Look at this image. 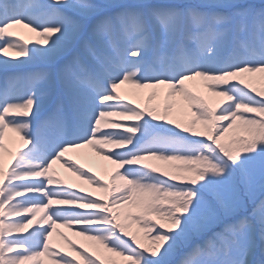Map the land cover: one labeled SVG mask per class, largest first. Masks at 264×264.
<instances>
[{
  "label": "snow or ice",
  "instance_id": "obj_1",
  "mask_svg": "<svg viewBox=\"0 0 264 264\" xmlns=\"http://www.w3.org/2000/svg\"><path fill=\"white\" fill-rule=\"evenodd\" d=\"M0 55V264H264V0H0Z\"/></svg>",
  "mask_w": 264,
  "mask_h": 264
},
{
  "label": "rangeland",
  "instance_id": "obj_2",
  "mask_svg": "<svg viewBox=\"0 0 264 264\" xmlns=\"http://www.w3.org/2000/svg\"><path fill=\"white\" fill-rule=\"evenodd\" d=\"M255 2H259V0H255ZM11 39L13 40H17L19 42H27L28 43V46H31L32 44H35L36 42H38L39 40H41L42 38L40 36L37 35L36 32H33L30 28H26L24 27L23 25H19V26H16L14 29H13V36L11 37ZM15 53V52H14ZM15 56V54H14ZM12 56V57H14ZM0 58H4L2 57V55H0ZM9 58V56L7 57ZM22 59V58H21ZM25 66V69L23 71H21L20 73H24V72H28V71H32V70H35L36 68H38L39 66L34 63V62H28V63H25V64H20V65H17V66ZM0 79H3V74L2 72H0ZM189 86L192 88L193 91H196L198 93H200L197 89V83L196 82H189ZM259 86V85H258ZM130 89V87H129ZM129 89L128 91L125 93V94H122V95H126L127 98L129 99H132L133 100V103L134 105L135 104H139L141 107L144 106V104L146 103V96H147V90H144L143 92H141L139 95H129ZM163 102V92H159L158 95L154 98V100L152 101V103H157V104H162ZM46 106L47 104L45 105V109H46ZM44 109V110H45ZM187 112V109L185 110ZM187 117L185 116L184 119H186ZM114 119H118V118H114ZM15 144L14 143H10L8 142V147L10 149H12L14 151L15 149ZM79 150V149H78ZM77 149L76 150H71L69 153H66V157L67 156H70L71 159L73 158V156H78L81 152H92L91 148L90 147H86L84 149H80L78 151ZM8 156V154L6 153L5 154V158ZM103 163V162H102ZM101 163V164H102ZM59 164H61V162H58L56 164V166H58ZM78 165H82L80 163H77ZM86 170L89 169L87 166L85 165H82ZM57 173L61 175L60 171L58 168H55ZM92 171V170H91ZM92 173L96 174L97 176H100L102 174V169H101V165H100V168H98L97 172H94L92 171ZM73 175V174H72ZM61 177L63 179H65L66 182H69V183H74L76 184L78 187H84L86 189V191H89V192H94L96 194V196H100L102 193L99 192V190L95 189L92 185H88L86 184L84 181H81V180H78V178H76L74 175L73 177H70V179H66L65 177H63L61 175ZM106 178V177H105ZM71 231H76L74 229H70ZM67 237L69 239H71L69 237V234L67 235ZM79 239H80V242L76 243L74 242L72 239V241L78 246V247H84V248H88V250L91 252L92 251V245H93V242L92 241H89L87 240L85 237H81L79 236ZM55 240L52 239V242L55 244V246L58 244L56 242H54ZM64 245H59L60 247L56 246L57 248L61 249V253L63 254L64 252H70L71 250L68 248L67 244L65 243V241L63 240ZM182 252H183V249H180L178 250L177 254H176V257H175V260L176 261H179V259L181 258V255H182ZM71 255H76V253L74 252H71ZM260 256L259 254V250H257V253H256V256L254 257V259H257V257ZM76 258L79 260L80 257L79 256H76ZM40 259L43 261V264H51V261L47 258V257H40Z\"/></svg>",
  "mask_w": 264,
  "mask_h": 264
},
{
  "label": "bare ground",
  "instance_id": "obj_3",
  "mask_svg": "<svg viewBox=\"0 0 264 264\" xmlns=\"http://www.w3.org/2000/svg\"><path fill=\"white\" fill-rule=\"evenodd\" d=\"M14 54L15 53L13 51H9L8 52L9 58L14 56ZM129 87H130L129 85H121V88H120L121 94H125L128 91ZM197 89H198L199 92H204L205 91L204 88H203V85L199 84V83H197ZM7 159H8V156L5 158V160L7 161ZM72 160H75L76 163H80L82 165L87 166L89 169H91L94 172H97L98 168H100V165L103 162L102 158L96 156L95 153L88 152V151L87 152H85V151L81 152L78 156H73ZM54 168H58L60 173H61V175L63 177H65L66 179H70V177H73L71 172L67 171V169L64 168V167H61V164H59L58 166L54 165ZM59 231L64 233L65 236H67L69 234V237L74 242H76V243L80 242V239H79L78 235L76 234V231H71L70 229H67V228H60ZM52 239L55 240L54 242L58 243L56 246L60 247L59 246L60 244L64 245V243H62L63 240H64V238L62 236L54 234Z\"/></svg>",
  "mask_w": 264,
  "mask_h": 264
}]
</instances>
